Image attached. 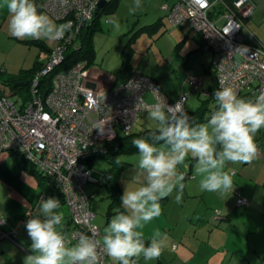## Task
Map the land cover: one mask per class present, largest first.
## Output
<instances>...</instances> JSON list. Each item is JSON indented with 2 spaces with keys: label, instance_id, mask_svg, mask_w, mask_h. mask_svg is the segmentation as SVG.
I'll return each instance as SVG.
<instances>
[{
  "label": "built area",
  "instance_id": "obj_1",
  "mask_svg": "<svg viewBox=\"0 0 264 264\" xmlns=\"http://www.w3.org/2000/svg\"><path fill=\"white\" fill-rule=\"evenodd\" d=\"M101 1L45 0L43 9L57 24L71 27L55 41L56 47L34 82L29 103L18 108L9 97L0 96V153L18 152L39 169L46 187L51 188L50 193L40 195L39 201L60 195L70 212L72 227L66 233L70 245L82 234L102 241L101 229L94 224L92 197L85 190L89 183L100 182L88 166L89 160L118 136L131 133L149 106L144 99L147 92L153 93L156 101L162 97L170 106L179 103L184 111L189 99L186 94L178 101H169L154 79L138 71L125 83L99 90L89 84L86 60L57 72L51 91L46 96L41 93L40 78L63 64L67 50L79 48L80 32L91 25ZM258 9L255 0H176L172 6L164 4L161 8L173 25L188 24L208 43L219 88L223 79L237 95L253 88L256 96L264 91V45L246 42L243 29ZM188 82L194 92L202 90L201 77L190 75ZM205 95L211 97V93ZM98 125L104 128L103 134ZM237 204L249 205V201L240 198ZM2 221L0 227L6 225ZM8 236L0 228V240ZM99 254L100 264H112L102 250Z\"/></svg>",
  "mask_w": 264,
  "mask_h": 264
},
{
  "label": "clouds",
  "instance_id": "obj_2",
  "mask_svg": "<svg viewBox=\"0 0 264 264\" xmlns=\"http://www.w3.org/2000/svg\"><path fill=\"white\" fill-rule=\"evenodd\" d=\"M141 7L142 0H134L129 12L134 14ZM0 9L8 12V31L17 39L57 41L71 27L56 24L38 9L35 0H0ZM113 24L119 28L116 21ZM219 83L214 94L216 108L206 123H196L179 103L170 106L162 97L146 106L156 128L149 136L132 141L139 153L136 177L140 186L127 185L121 198L123 211L103 229L102 241L82 234L70 245L59 211L61 202L41 199L37 215L28 213L32 254L24 258V264H100L101 250L113 264H138L141 257L157 260L163 237L156 232L146 245L143 229L162 215L161 200L176 192L175 202L182 201L186 176L180 167L187 166L189 157L196 161L193 178H200L201 191L221 195L232 191L233 176L225 170L227 165L251 164L261 155L255 136L264 128V91L251 100L239 97L223 79ZM96 128L103 134V127ZM115 162L121 163L119 157Z\"/></svg>",
  "mask_w": 264,
  "mask_h": 264
},
{
  "label": "rangeland",
  "instance_id": "obj_3",
  "mask_svg": "<svg viewBox=\"0 0 264 264\" xmlns=\"http://www.w3.org/2000/svg\"><path fill=\"white\" fill-rule=\"evenodd\" d=\"M133 2L134 0H119L117 6H114L113 9H108L101 16V20L97 24V30L93 34L96 60L94 68L101 70L98 67L104 66L108 70L114 69L115 63L118 64L120 61L125 44L136 32L143 27L164 20L166 23L160 27V29L162 28L160 32H153L154 30H151L139 34L135 42L132 61L140 65L150 76L151 74L155 75L158 73L159 80L162 83V90L165 93L170 92L176 99L183 96V90H185L184 87L188 82L189 74L202 78L205 91L210 87L219 90L216 75L210 66L211 56L210 54L206 55L209 52L204 53L202 49L192 52L200 48L197 37L198 32L189 27H184L185 31H182V29L173 25L166 16L167 14L161 10L164 4L172 6L176 0H142V7L132 14L129 12V7L133 5ZM44 12L57 24V21L47 11L44 10ZM113 21L119 24L118 29L114 26ZM223 23H225L224 20L221 24ZM187 33H190L189 37L177 49L176 43L183 40L182 38ZM243 36L246 42H263L264 44V12L262 10L259 9V12L257 11L251 19L246 21ZM29 40L17 41L18 44L16 41L12 44H6L3 58H9V65L13 67L16 74L22 69H31L36 62L47 63L48 51L46 48L54 49L57 45L56 43H46L47 41H44L46 44L44 45L40 44L41 41ZM26 41L29 42L27 43ZM17 62L19 64H16ZM188 92L189 90H187L186 94ZM11 94L9 91L5 93L18 106L22 104L24 97L27 95L26 92L19 95ZM145 99L149 102H154V100L150 99V94L145 96ZM205 99L206 97L203 94L200 97H198L197 93L192 94L188 100V108L197 109L201 105L202 100ZM139 118L138 125L144 127L139 128L138 126L139 130L137 131H141L149 126L153 127V129L156 128L155 122L148 119V112L143 113ZM138 156L139 153L120 158V160L125 162L132 161L137 165ZM18 157L21 161L28 162L24 156ZM28 166L35 172L30 173L28 170H24L18 161L12 157L11 152H4V155L0 156V220L6 219L8 223L12 220L18 221L20 215H22V203L18 199H14L11 192L17 196L22 194V192L24 193V191L37 192V194L39 192V197L44 193H50L48 189L51 188L46 187L45 180L43 181V185L40 184L41 172L39 169L30 163H28ZM108 167L110 165L105 161L96 160L92 167L94 177L101 180L103 172ZM228 171L233 176V190L223 195L216 193L217 197L224 204L222 205L218 198H215L216 203L214 204L213 214L207 216V221L211 225L206 224V227H204L203 220L194 222L197 227H200L196 232L197 238L206 242L210 241L211 252L207 256L203 255V249L198 251L197 254L188 252L185 255L177 253V248L171 244L169 246L170 252L163 250L160 258L163 259L164 257V259L168 260L169 264H200L201 262L205 264H264V187L261 183L258 187L256 180L240 179L236 165L229 168ZM192 186L195 189L196 185L194 183H192ZM255 188L257 191H255ZM85 190L89 196H95L91 199L94 213L102 215L99 211L100 208H105V202H109L108 198L105 197V187L100 184L89 183L85 187ZM242 191L248 193V196L243 194ZM175 195L176 192L171 195L165 215H161L144 227L143 230L147 231L149 235L153 236L154 233L160 232L163 240L168 238L167 236L171 237L172 235L164 230L169 229L171 220L176 219V215L183 220L191 216V212H186L187 208L192 204H199L205 195L212 196L213 193L200 191L195 196L196 194H187L184 191L182 201L179 204L175 202ZM22 197L24 199L25 196L22 194ZM53 197L50 196L49 198ZM56 198L60 202L62 201L58 193L56 194ZM240 198L248 200L249 205L239 206L237 202ZM165 200H161V203ZM38 201L39 199L30 202L37 206ZM182 209L186 210L182 211ZM163 210H165V207ZM13 213H16L17 216H14ZM218 225H221V228ZM98 227L100 228V226ZM209 228L216 229L211 230L213 231L212 233ZM179 229L181 230L183 227L179 226ZM211 233L212 235L210 236ZM180 239L179 236L175 238V242L179 246ZM197 242L192 240L189 244H196L197 246ZM220 244L225 245L226 248L217 251L216 248ZM173 253H176L177 256ZM139 260L140 264L149 262L144 260L143 257Z\"/></svg>",
  "mask_w": 264,
  "mask_h": 264
},
{
  "label": "crops",
  "instance_id": "obj_4",
  "mask_svg": "<svg viewBox=\"0 0 264 264\" xmlns=\"http://www.w3.org/2000/svg\"><path fill=\"white\" fill-rule=\"evenodd\" d=\"M44 1L45 0H35V3L37 5L38 9L42 13L45 14L44 9H43V2ZM258 12H259V10H258ZM8 16H9V14L6 10L0 9V73L6 74V75H11V74H16V73L14 72L13 67L11 65H9V62H8L9 58H7V59L3 58V55L5 54V50H6V44L7 43L12 44L14 41H16V43H17V41L26 40V39H17V38H15L9 34ZM165 23H166V21H164V20L160 21L161 26L165 25ZM177 27L182 29V31H185L184 27H189L190 29H192L186 23H184L180 26H177ZM161 29H159L158 32H160ZM189 34L190 33H187L186 36L184 38H182L183 40L176 43L177 49L182 45V43L183 44L185 43L186 39L189 37ZM197 37H198V42L200 43V48H197L196 50H193L192 52H196L199 49H202L204 51V53L209 52L206 55L210 54L211 61H212V57H213L212 52L209 50H206L205 48L203 49L204 42L202 41L200 36L197 35ZM34 40L41 41L40 44H44V45H46L44 41H47L46 43H49V44H53V43L55 44L56 43L55 41H48V40H42V39H34ZM29 41H26V42L28 43ZM261 44H263V42ZM53 46H55V45H53ZM134 46H135V43L133 45V50H135ZM46 49L48 51V60H49L53 48H51V49L46 48ZM133 55H134V51H133L132 57H133ZM132 60L133 59L131 58V64H132L133 69L141 71L143 74L147 73L146 75L150 76L148 72L144 71V69L140 65H137L136 62L132 61ZM211 61H210V66H211ZM95 63H96V60L94 57V62L90 65V78L88 79L89 84H91L92 86L96 87L99 90H108V89L112 88L113 86H115L116 84L119 83V81H116L115 76H116V73L119 71L121 64H122V54H121V58H120V61L118 62V64L115 63L114 69L108 70V68H105L104 66L98 67L101 70H99L97 68L95 69L94 68ZM16 64H19V62H17ZM15 68H18V67H15ZM22 70H25V69H22ZM153 76H155V77H153ZM150 77H153L156 79L160 90L165 94V96L167 97V99L169 101L180 100V98L179 99L174 98V96L171 95L170 92L165 93L162 90V88H161L162 83L159 80V74L158 73L155 75L151 74ZM188 79H189V77H188ZM0 86H2L4 88V85L2 83H0ZM184 89L186 90V92H184L185 90H183V95H185L187 93V90H189V92H188L189 99H190V96L192 94H195V93L198 94V97H200L202 94L204 95V97H206L205 100H202V103L199 107H201L205 103V101L210 98V97L205 95V92L210 93V91H216L217 90V89H213L212 87H210L208 90L205 91L204 85H203L202 90L200 92H194L192 90V87H191L189 82H187ZM148 94H150V99L154 100V102H155L156 101L155 96L150 92L149 93L147 92L145 94V96H147ZM145 96H144V99H145ZM145 101L148 105H151L154 103V102L153 103L149 102L146 99H145ZM188 102L189 101H187V103H186L185 111L191 112V111H195L199 108V107H197V109H195V110L188 108ZM215 107H216V103H214V102L210 103L208 113L210 114V109L214 110ZM139 119L140 118H138L134 124V130L135 131L139 130L137 128L139 126L138 125ZM141 126L142 125H140L139 128L144 127V126L143 127H141ZM146 129H153V127L149 126V127H146L145 129H143L141 131H144ZM255 142L259 146L260 153H261V155L258 159L254 160L251 164H243V163L231 164L230 163L227 165L226 170L228 171L229 168L236 165L237 171H238V176L240 179L245 178V179H250V180H256V185L258 187L260 186V183L264 187V128H262L256 134ZM195 163H196V161L192 160L189 157L185 161V164L187 166L186 167L181 166L180 171H187L191 174V176L194 177ZM134 165H136V164H134V162H133V165H131L129 168L125 169L123 171V173L121 174L120 187H121L122 195H123L127 185L130 188H136V187L140 186V184L137 182L136 166H134ZM199 179L200 178L198 176L193 178V179H191V178L185 179L186 187H185L184 191L187 194L192 193V194H196L195 196H197V194L201 191L200 187H199V181H198ZM101 180H100V182H101ZM100 182L98 184H100ZM192 183H194L196 185L195 189H193ZM40 184L42 185L41 181H40ZM102 185H103V183H102ZM103 186L105 187V191H106L105 197L108 198L109 202H105V205H106L105 208L101 207L99 210L102 213V215L95 214V220H94L95 224H97L101 228L102 237L104 235L103 229L110 222L111 218L114 215H116L119 211H123L121 204L114 205L116 207L113 208L114 207L113 206L111 208L110 203H111L112 199L109 198L110 197V191L107 189V187L105 185H103ZM255 191H257L256 188H255ZM212 193H213L212 196L205 195L203 200L201 202H199V204L195 203V204L190 205L189 208H187L186 212H189V213L191 212V216L186 217L184 220L175 214L176 219L171 220L172 222L169 225V229L168 230L164 229L165 232H167L168 234H171L172 236L171 237L167 236L168 238H165L163 240L164 241L163 250L169 251L170 250L169 246L172 244L173 246H175L177 248V251H176L177 253H183L185 255L188 254V252L189 253L194 252L197 254L198 251L203 250V249H204L203 255L207 256L211 252L210 241L206 242L202 239L197 238L196 232L198 231V229L200 227H197V225L194 222L203 220V223H204L203 226L204 227H206V224L211 225V223L207 221V216L213 214L214 204L216 203L215 198H218L216 193H214V192H212ZM22 194L26 198L24 197V199H23ZM22 194L17 196L13 192H11V195L13 196V198L18 199V201L22 203L23 210H21L22 215H20L19 220L18 221L12 220L9 223L6 219L0 220V221H2V220L6 221V225L4 227H0V228L3 231H5L7 234H9L8 237L0 240V264H24V258L27 255L32 254V252H31L32 241H31L30 237L28 236L27 229H26V223L30 218H32L28 215L29 210L31 211L30 213L32 215H37V206L34 203L32 204L30 201L38 200L40 197H39V192L37 194V192L32 193V191L31 192L30 191H24V193L22 192ZM243 194L248 196V193H246V192L245 193L243 192ZM94 197L95 196H92V199ZM53 198L59 200L58 198H56V196H54ZM170 198H171V196L165 198L166 200L161 203V206H163V208L165 207V210H163V208H162V211H163L162 215L163 214L165 215V213L167 212V208H168L169 203H170ZM218 200L221 202V200L219 198H218ZM38 203H39V201H38ZM223 204L224 203H222V205ZM183 210H186V209H182V211ZM59 211L62 212V214L64 216V228H65V232L67 233L72 227L70 212H69L68 208L63 203L61 204V208L59 209ZM207 212H209V213H207ZM13 214H14V216H17L16 213H13ZM179 226H182L183 229L180 230ZM218 226L221 228V225H218ZM215 229L209 228L210 231L215 230ZM14 231L16 232V234L13 237H11L10 233H12ZM143 231L145 233V239H147L148 241L151 242V238L153 236L149 235V233L147 231H145V230H143ZM211 232L213 233V231H211ZM212 233L210 234V236L212 235ZM177 236H179L181 238L179 241L180 246L177 245V243L175 242V238ZM192 240L198 241L197 242L198 245L196 246V244L195 245L189 244ZM224 248H226V246L220 244V246L219 245L217 246L216 250L220 251V250H223ZM216 250H214V251H216ZM162 254H163V251H162ZM173 254L177 256L176 253H173ZM109 260L113 264V261L111 260L110 257H109ZM138 263L140 264V260L138 261ZM150 263L151 264H169L168 260L164 259V257H163V259L159 257L158 260H155V261L152 260L146 264H150ZM200 264H205V263L201 262Z\"/></svg>",
  "mask_w": 264,
  "mask_h": 264
},
{
  "label": "trees",
  "instance_id": "obj_5",
  "mask_svg": "<svg viewBox=\"0 0 264 264\" xmlns=\"http://www.w3.org/2000/svg\"><path fill=\"white\" fill-rule=\"evenodd\" d=\"M257 3H259V0H255ZM119 3V0H111L109 5L106 7V9L103 12H99L95 14L94 20L92 21L91 25L84 27L81 32H80V43H79V48L78 49H73L70 48L69 50L66 51L65 55V61L63 64L58 66L55 70L51 72L48 76H44L40 78L39 82V89L41 93L46 96L50 91H51V86H52V80L54 75L57 72L60 71H66L70 67H72L74 64H76L78 61H83L86 60L89 64V66L94 62V57H95V50L93 46V34L97 30V24L101 20V16L108 11V9H113L114 6H117ZM167 16V15H166ZM161 21V20H160ZM161 27L160 22H156L155 24L146 26L141 28L138 32H136L125 44L123 52H122V64L119 69V71L116 73V81H119L118 84L125 83L127 82L131 76L134 74V72L138 71L133 69L132 64H131V58L133 54V45L137 40V37L141 32L144 31H151L154 30L153 32L159 31ZM198 36L201 37L202 41L204 42V47L206 50L211 51L208 48V43L203 39V37L198 33ZM212 52V51H211ZM213 58V57H212ZM213 61V59H212ZM212 61H211V68L212 67ZM46 63H38L36 62L35 65L28 70H22L17 74H11V75H6V74H1L0 73V83L4 85V90H0V96L7 98L9 97L8 95H5L7 91L12 93L11 95H19L22 93L26 92V96L24 97V100L20 106H18L15 102H12L10 97L9 100L18 108L23 107L27 103H29L32 100V89L35 88L34 82L38 76V74L43 70L45 67ZM214 70V69H213ZM141 72V71H138ZM142 73V72H141ZM215 73V71H214ZM143 74V73H142ZM145 76H148L146 74H143ZM216 75V74H215ZM190 76V75H189ZM150 77V76H148ZM156 81L155 78L150 77ZM217 80V78H216ZM157 82V81H156ZM158 84V83H157ZM218 84V83H217ZM117 85V84H116ZM252 91V93H250ZM216 91H210L211 97L205 101V103L199 107L195 111H186L191 117L194 118L196 123H205L207 122V118L210 116V114H207L209 111V104L215 101L214 94ZM163 93V92H162ZM164 94V93H163ZM5 95V96H4ZM165 95V94H164ZM241 98H246V99H251L254 100L256 95L254 94V89H248L242 92L241 94L238 95ZM216 108V107H215ZM212 109H210L211 112ZM215 110V109H214ZM155 130V129H146L144 131H135L134 127L133 130L131 131L130 134L126 136H118L112 143H109L108 145L105 146V150H102V152L96 153L90 160L88 166L90 168L93 167L94 163L96 160H102L105 161L110 165L105 172H103L102 175V180L101 182L103 185L107 187V189L110 191V197L111 200V208L114 205H119L121 204V198H122V191L120 187V179H121V174L123 171L127 168H129L131 165H133L132 161H121V163L118 165L116 164L115 160L117 157L124 158L130 155H134L138 153V150L135 148L133 145L132 141L136 138L140 137H147L150 135V133ZM259 147V146H258ZM106 151V152H105ZM3 151L0 153L1 155H4ZM12 156L18 161V163L23 167L24 170H28L30 173L35 172L32 168L28 166L29 162H23L18 156H22L18 152H11ZM191 178V174L188 172V175L186 176V179ZM40 181L42 182L44 178L42 175H40ZM100 182V185L102 183ZM114 206L113 208H115ZM146 245L150 243L147 239H145Z\"/></svg>",
  "mask_w": 264,
  "mask_h": 264
},
{
  "label": "water",
  "instance_id": "obj_6",
  "mask_svg": "<svg viewBox=\"0 0 264 264\" xmlns=\"http://www.w3.org/2000/svg\"><path fill=\"white\" fill-rule=\"evenodd\" d=\"M109 3H110L109 0H102V1L99 3V5H98V7H97V9H96V14L99 13V12H103V11L106 9V7L109 5ZM88 27H89V26H88Z\"/></svg>",
  "mask_w": 264,
  "mask_h": 264
},
{
  "label": "flooded vegetation",
  "instance_id": "obj_7",
  "mask_svg": "<svg viewBox=\"0 0 264 264\" xmlns=\"http://www.w3.org/2000/svg\"><path fill=\"white\" fill-rule=\"evenodd\" d=\"M258 4H259V9L264 12V0H259V3Z\"/></svg>",
  "mask_w": 264,
  "mask_h": 264
}]
</instances>
